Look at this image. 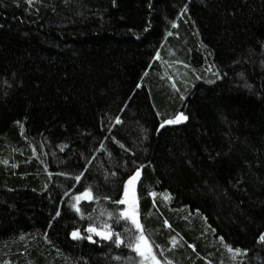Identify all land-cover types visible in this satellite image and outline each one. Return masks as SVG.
Instances as JSON below:
<instances>
[{
  "label": "trees",
  "instance_id": "16d2710c",
  "mask_svg": "<svg viewBox=\"0 0 264 264\" xmlns=\"http://www.w3.org/2000/svg\"><path fill=\"white\" fill-rule=\"evenodd\" d=\"M140 165L161 264H264V0H0V264H139Z\"/></svg>",
  "mask_w": 264,
  "mask_h": 264
},
{
  "label": "snow or ice",
  "instance_id": "6c2138e0",
  "mask_svg": "<svg viewBox=\"0 0 264 264\" xmlns=\"http://www.w3.org/2000/svg\"><path fill=\"white\" fill-rule=\"evenodd\" d=\"M27 3L32 4L33 0H27ZM183 11H187V5H185ZM169 35H171V33H169ZM212 82L213 81H209V83ZM187 119L188 117L185 116L183 112H180L173 119L163 120L160 124V128H164L166 125L178 124L182 121H186ZM116 123H122L119 117H116ZM101 147H103V145H101ZM141 168H143V165H140L135 168L133 174L129 175L127 180L123 183V198L114 201V203L116 204L127 205V207L122 208L119 213H115L112 211L105 212V214L110 219L113 216L116 217L115 221L112 224L105 222L103 225L98 227L94 224L89 223L86 229L89 235L86 236V239L95 243L96 241L93 240V235H91L94 233L96 236L101 237L103 240L112 241L116 246L124 245L126 241L124 238H122L121 232L114 230V225L119 224L121 219L125 222L130 221L131 225L134 226V228L128 227L124 230L125 233L128 234L127 247L132 249L133 252L139 257V264H161V260L158 258L156 252L154 251L149 238L145 235L144 227L139 219V198L137 195V183L141 179ZM75 179L79 182L81 176L78 175L75 177ZM151 194L155 195V193ZM95 198L96 197L93 194L92 187L86 186L83 192L73 197V199L76 201V203L73 204V207L75 208L76 212L79 213L81 211L79 207V202L81 200L92 201ZM104 199H110V197L105 196ZM56 215L59 216L60 212L58 211ZM89 219H91V216H89ZM165 224H167V221H165ZM168 226L171 227V225ZM71 236L73 239L85 238L84 234H82L80 229H75L74 231H72ZM259 239L261 241H264V234H262ZM221 240H223V237H221ZM225 246L228 248V251L233 252L234 255H238L242 252L247 251L239 248L233 249L229 245ZM117 259H119V257H117ZM168 264H171V262H168Z\"/></svg>",
  "mask_w": 264,
  "mask_h": 264
},
{
  "label": "rangeland",
  "instance_id": "374dc122",
  "mask_svg": "<svg viewBox=\"0 0 264 264\" xmlns=\"http://www.w3.org/2000/svg\"><path fill=\"white\" fill-rule=\"evenodd\" d=\"M122 198H123V193H122ZM122 198H121V199H122ZM121 206H123V208H126V207H127V205H121Z\"/></svg>",
  "mask_w": 264,
  "mask_h": 264
}]
</instances>
